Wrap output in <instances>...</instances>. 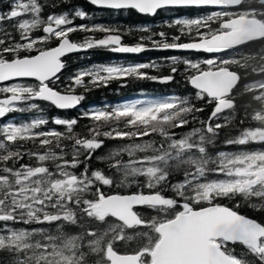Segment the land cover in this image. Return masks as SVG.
<instances>
[{
    "label": "snow or ice",
    "instance_id": "snow-or-ice-1",
    "mask_svg": "<svg viewBox=\"0 0 264 264\" xmlns=\"http://www.w3.org/2000/svg\"><path fill=\"white\" fill-rule=\"evenodd\" d=\"M87 2L98 9L148 16L178 8L210 11L167 23L178 30L171 37L160 31L127 45L119 28L75 24L89 16L80 6L45 19L46 3L41 0H10L8 9L0 10V118L13 112H42L37 101L58 110L75 109L86 98L78 88L90 91L130 78L168 84L181 71L193 93L91 107L79 118L53 117L51 123L64 131L47 128L50 121L44 117L0 125V252L9 254L7 264H88L90 255L96 258L94 264H264V223L240 214L238 202L235 207L223 203L241 197L264 211V148L221 150L214 156L209 151L226 127L236 128L224 140L226 147L264 145V124L254 119L264 113L257 109L251 116L247 111L238 116L235 95L242 79L237 69L247 72L244 61L257 58L246 46L264 42V20L258 18L264 16V0ZM245 3L249 7L242 8ZM78 31L105 35L73 41ZM144 40L152 42L151 48ZM93 48L208 55L196 60L167 57L168 73L157 75L145 71L162 67L154 62L94 65L77 70L65 84L63 58ZM229 50L236 55H218ZM257 52L264 53V47ZM244 87L255 93L253 99H264V80L247 81ZM206 108L211 111L203 118ZM226 112L229 115H223ZM79 119L92 122L87 134L75 132ZM105 139L124 143L96 156ZM29 143L33 147L25 148ZM94 157L106 169H93ZM176 176L180 178L173 180ZM113 187L137 190L104 191ZM138 208L155 214L145 216ZM83 220L98 227L85 228ZM65 224L81 230L68 233ZM134 241L136 247L130 251L116 247ZM236 245L242 254L237 255Z\"/></svg>",
    "mask_w": 264,
    "mask_h": 264
},
{
    "label": "trees",
    "instance_id": "trees-1",
    "mask_svg": "<svg viewBox=\"0 0 264 264\" xmlns=\"http://www.w3.org/2000/svg\"><path fill=\"white\" fill-rule=\"evenodd\" d=\"M251 1H249L250 3ZM10 0H0V10H7L9 7ZM41 3H46V6L43 9V18L46 19L48 14H62L65 11L71 12L76 6L82 7L85 11L89 13V18L85 20L76 19L75 24H103L106 26H111L113 28H119L120 34L122 35V42L127 45H134L136 43L141 42L142 37L151 36L153 33H158L160 31H165L168 33L169 37L172 35L178 34V30L175 27L169 28L167 23H170L177 17H195L198 15H203L209 11L207 10H194V9H181V10H167L161 11L156 14L154 17H142L137 15L135 12H109L97 10L92 7L87 0H41ZM249 3H245L242 5V8L249 7ZM253 7H258L256 4H252ZM244 16V14H241ZM259 19L264 20V16H258ZM216 25L214 24L213 27ZM147 28L148 31H144V28ZM37 35L42 33L37 32ZM146 34V35H145ZM104 33L95 32V33H84V32H76L73 33L71 39L73 41L82 42L86 36H92L96 39L103 38ZM159 39V37H156ZM144 43L151 48L152 42L149 40H144ZM261 47H264V42L254 43L246 46V51L253 52L257 54V58L248 59L244 61V64L247 68V72L237 69L241 72V83L235 89V95L238 104V116L242 117L244 111H247L249 115L259 109L260 113H264V99L255 100L253 96L254 92L249 91L244 87L245 83L250 80H264V76H256L254 73H264V53H259L257 50ZM147 55V56H146ZM236 55V51L229 52L221 56L222 58L228 56ZM179 56L180 58H191V59H202L205 56L200 54H182L177 55L172 51H144L139 54L133 55H119L115 52H112L106 48H93L87 50L83 54L74 55L65 60L67 67L65 68L63 74H61V80L66 84L68 83V77L72 76L77 70H81L87 67H92L94 65H111V64H120V65H130L136 63H158L161 64L162 67L159 69H147L152 75H157L160 72L167 74L169 69L167 65L164 63L165 58ZM87 57V58H86ZM83 58V59H82ZM88 59V61H87ZM108 61V62H107ZM183 70V65L180 66ZM70 69V70H69ZM181 78V79H180ZM149 86V87H148ZM255 87H259L255 85ZM151 88V89H150ZM78 93H82L85 95V100L82 101L80 108L75 111H58L52 106L45 103H38L40 107L43 109L42 112H37L35 110L29 112H13L8 115L6 120L14 121L19 124L21 122L30 121L33 118L44 117L49 119L50 123L46 126L47 128H59L61 131H64L63 127L56 126L51 123V119L53 117H65V118H79L81 113L85 110H88L91 107H103L109 105H116L120 102H128L136 99H147L152 97H163L170 94H180L181 96L189 95L191 96L193 90L189 85L185 83L183 71L176 76V80L173 83L161 84L152 82L150 80H139L130 78L127 80H114L108 86L93 88L90 91H85L83 88L77 89ZM92 92V93H91ZM87 93V94H86ZM261 94L264 95V89L261 90ZM93 95V96H92ZM107 104V105H106ZM211 109L206 108L204 113L202 114L203 118H206ZM81 112V113H80ZM223 115H229V113H224ZM254 119H259L261 124H264V115L254 117ZM219 122H223V116ZM91 121L87 119H79L78 125L75 127V132L77 134H87L88 126L91 125ZM86 127V128H85ZM188 129L177 130V131H187ZM236 133V128H224L221 130V134L219 139L217 140L214 146L209 147V151L213 156L218 151H237L240 148H244L246 150H257L264 148V145L260 144H250L247 146H230L226 147L224 145V140ZM123 141L120 140H104V146L96 152V156H103L109 151H111L116 146L122 144ZM32 144H26L25 148H32ZM25 163L28 162V158L25 157ZM51 164V162H49ZM52 166V165H50ZM91 167L93 169L96 168H105L106 165L98 162L95 157L91 161ZM179 176L173 177V180L179 179ZM137 189L132 188H116L113 187L111 189L105 188L104 191L108 193H127L129 191H136ZM147 191V190H145ZM239 203L240 206L236 210L249 218L256 219L258 222L264 223V211H260L257 209H253L249 206L248 202H245L243 198L237 197L234 201H223V203L228 204L230 207H235L236 203ZM141 211L145 216H152L153 213L150 209H141ZM85 228L87 226L98 227L93 221L83 220ZM2 226V225H0ZM16 228H54L55 226L47 225V224H32V225H23L16 224ZM81 229L76 225L65 224V231L68 233L75 234L79 232ZM130 232L132 230H129ZM116 247L120 251H130L132 248L136 247V241L131 244H127L124 242H119ZM231 247V246H230ZM236 249L237 255L242 254V249L239 245L234 246ZM10 259L9 254L7 252H0V264H7ZM94 256H89L88 264H94L95 261Z\"/></svg>",
    "mask_w": 264,
    "mask_h": 264
},
{
    "label": "water",
    "instance_id": "water-1",
    "mask_svg": "<svg viewBox=\"0 0 264 264\" xmlns=\"http://www.w3.org/2000/svg\"><path fill=\"white\" fill-rule=\"evenodd\" d=\"M90 4V3H89ZM91 5V4H90ZM92 6V5H91ZM94 8H96L95 6H93ZM96 9H98V8H96ZM178 9H196V10H208V11H210V9H206V8H201V9H197V8H178ZM98 10H106V11H114V12H117V11H115V10H108V9H98ZM170 10H175V9H170ZM230 11H232V12H235V11H238V9H232V10H230ZM138 14V13H137ZM138 15H140V16H142V17H154V16H148V15H142V14H138ZM256 43H259V42H256ZM233 51H235V50H229L228 52H226V53H229V52H233ZM86 51H80V52H76V53H72V54H69V55H67L66 57H64L63 59H65V58H67V57H70V56H72V55H78V54H83V53H85ZM174 54H179V55H182V54H200V55H203V56H206V55H208V54H205V53H197V52H186V51H172ZM226 53H221V54H218V55H220V56H223L224 54H226ZM119 54H133V53H119ZM64 71V70H63ZM63 73V72H62ZM23 82H33V81H31V80H25V81H23ZM7 83H11V82H7ZM37 102H41V101H37ZM44 103H47V102H44ZM48 104V103H47ZM50 105V104H49ZM80 106V105H79ZM79 106L77 107V108H75V109H71V110H58V109H56V110H58V111H74V110H77L78 108H79ZM5 118V117H4ZM4 118H0V122L4 119ZM138 209H141V208H138ZM137 209V210H138Z\"/></svg>",
    "mask_w": 264,
    "mask_h": 264
},
{
    "label": "bare ground",
    "instance_id": "bare-ground-1",
    "mask_svg": "<svg viewBox=\"0 0 264 264\" xmlns=\"http://www.w3.org/2000/svg\"><path fill=\"white\" fill-rule=\"evenodd\" d=\"M89 18V17H88ZM146 35V34H145ZM149 52V51H148ZM178 55V54H177ZM147 56V55H146ZM179 57V56H178ZM87 58V57H86ZM83 59V58H82ZM88 61V59H87ZM108 62V61H107ZM70 70V69H69ZM181 79V78H180ZM257 86V85H256ZM149 87V86H148ZM151 89V88H150ZM92 93V92H91ZM87 94V93H86ZM93 96V95H92ZM107 105V104H106ZM109 105V104H108ZM81 113V112H80ZM86 128V127H85ZM51 165V164H50Z\"/></svg>",
    "mask_w": 264,
    "mask_h": 264
},
{
    "label": "rangeland",
    "instance_id": "rangeland-1",
    "mask_svg": "<svg viewBox=\"0 0 264 264\" xmlns=\"http://www.w3.org/2000/svg\"><path fill=\"white\" fill-rule=\"evenodd\" d=\"M251 1V0H250ZM241 14H244V15H246L245 13H243V12H241ZM9 122V121H8ZM124 143V142H123ZM210 178H214V177H210Z\"/></svg>",
    "mask_w": 264,
    "mask_h": 264
},
{
    "label": "flooded vegetation",
    "instance_id": "flooded-vegetation-1",
    "mask_svg": "<svg viewBox=\"0 0 264 264\" xmlns=\"http://www.w3.org/2000/svg\"><path fill=\"white\" fill-rule=\"evenodd\" d=\"M258 7H259V5H258Z\"/></svg>",
    "mask_w": 264,
    "mask_h": 264
}]
</instances>
